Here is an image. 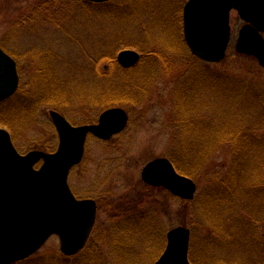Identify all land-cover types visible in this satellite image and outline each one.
Instances as JSON below:
<instances>
[{
  "label": "rangeland",
  "instance_id": "1",
  "mask_svg": "<svg viewBox=\"0 0 264 264\" xmlns=\"http://www.w3.org/2000/svg\"><path fill=\"white\" fill-rule=\"evenodd\" d=\"M186 1L111 0V5H99L87 0H0V46L18 63L19 88L27 95L44 92L42 104L33 113L30 108V115L13 110L4 119L14 127L13 141L21 152L53 150L58 136L50 110L61 112L74 124H82L88 118L95 120L110 99L114 103L122 99L124 104L116 103L105 109L124 108L129 116L127 126L109 140L88 136L83 158L69 174V184L76 195L92 197L97 202L96 223L90 237L97 233L95 229L98 226L101 230L113 221L112 218L147 208L155 211V217L161 219L165 236L173 227H188L190 241L195 236L198 245L195 248L202 253V250L208 251L206 264H215L218 258L222 261L229 259V264H264V199H254L257 193L249 195L251 205L244 200V192L240 189L236 190L235 200L241 199L237 206L239 217L248 214L239 213L247 203L253 218L259 220L258 228L248 218L243 228L238 229L237 226L234 236L228 237L222 225L215 233L221 236L220 242L208 244L210 221L203 223L201 217L195 214L190 225L198 226L196 221H199L203 227L198 226V231L193 233L191 226L187 225L192 219V209L186 200L163 187H149L141 178L142 169L148 161L168 157L170 151L174 89L187 68L182 58L188 55L185 53L189 50H185L182 43L181 47L178 46L176 38L171 36L174 30L177 31V17L182 16V11L177 10ZM173 3L177 6L175 11L171 10ZM229 23L231 35L224 58L218 62H204L218 76H233L240 86L264 89V68L254 57L235 50L238 30L243 24L235 10L230 12ZM155 37L163 38L165 43L176 47L172 50L169 46L165 50L167 53L159 57L160 61L145 53L153 47L164 52L165 48ZM129 48L140 52L135 64L125 67L119 63L121 68L103 69L100 61L95 63V58H117L121 50ZM142 56L144 59H141ZM163 56L168 58L162 60ZM172 63L177 69L174 70ZM101 64L104 65L103 62ZM131 82L135 85L131 86ZM205 82H202L203 88L207 87ZM202 100V104L214 100L212 104H207L209 109L216 107L224 111L223 103H228L224 96L215 101L213 96L210 98L207 95ZM0 127L10 132L3 123ZM228 155L229 145L223 144L210 158L202 176L191 177L197 185L193 199L207 191L208 179L217 173L226 176ZM247 174L251 175V172ZM231 218L225 219L228 222L226 230L231 229ZM251 230L262 236L257 242L254 237L248 240ZM197 232L205 234L206 238L201 237V233L197 235ZM97 236L96 239H99L98 233ZM102 241L100 246L103 251L113 249L108 244L109 240L102 238ZM57 250L60 251L59 238L54 234L37 253ZM135 250L140 251L139 248ZM111 255L102 253L101 256L100 253L97 260L102 264L119 263Z\"/></svg>",
  "mask_w": 264,
  "mask_h": 264
},
{
  "label": "water",
  "instance_id": "2",
  "mask_svg": "<svg viewBox=\"0 0 264 264\" xmlns=\"http://www.w3.org/2000/svg\"><path fill=\"white\" fill-rule=\"evenodd\" d=\"M231 10L244 20L235 50L254 56L264 67V0H187L182 8V30L191 53L209 62L223 59L231 35ZM139 58L140 52L131 48L117 56L125 67ZM18 85L16 61L0 47V101L14 94ZM49 113L58 135L54 151L21 153L10 132L0 127V264L26 259L52 234L58 236L59 249L65 255L84 248L96 222L97 203L74 195L68 183L70 170L81 161L88 134L109 139L128 122L126 110L118 106L102 111L95 123L77 125L54 109ZM141 177L183 199L194 198L197 189L195 181L179 173L164 156L147 162ZM166 241L153 264H193L188 257V227L169 229Z\"/></svg>",
  "mask_w": 264,
  "mask_h": 264
},
{
  "label": "trees",
  "instance_id": "3",
  "mask_svg": "<svg viewBox=\"0 0 264 264\" xmlns=\"http://www.w3.org/2000/svg\"><path fill=\"white\" fill-rule=\"evenodd\" d=\"M98 4L111 5L110 1ZM182 7L183 4H180L177 11H182ZM175 9H177V6L173 3L171 10L175 11ZM176 21L178 23L177 34L174 30L171 37L176 38L178 46L181 47L183 44L184 49L188 50L182 34V27H180L182 17H177ZM175 25L176 22L174 21ZM157 39L165 48L164 52L161 53L157 47H153L145 53L160 61L159 57L167 53L165 50L169 46L172 50H175L176 47L170 43H165L163 38L158 37ZM185 54L188 55L183 56L181 51L182 60L187 63V68L177 81L176 90L174 89V106L170 117V127L173 135L168 157L178 171L193 178H200L212 155L223 144L229 145V167L226 176L217 173L207 180L208 189L206 192H201L195 199L186 200V203L192 209V219L190 222L188 221L189 224L187 225L189 226L193 222L195 214L201 217L200 221H203V223L204 221H206L205 223L210 221L211 230L207 234V241L208 244H214L220 242L221 239V236L215 234L219 226L223 225V230L228 237L234 236L233 232H235L237 226L238 229L239 227L243 228L244 222L248 218L255 225V228H258L256 226H258L259 220L253 218L247 203L246 208L241 209L239 213L246 212L245 214L248 213L250 217H248V214L239 217L237 206L238 200L241 199L237 198L236 202L235 198L237 196L236 190L240 189L241 192H244V200L250 205L252 199L249 195L252 194L253 196L254 192L257 193L254 199H264V89L253 88L249 85L240 86V83L235 82L236 79L231 75L218 76V73L209 68L207 62L195 57L189 50ZM163 57H161L162 60L168 58L167 56ZM141 59H144V57L142 56ZM97 61H100L103 69L121 68L116 56L108 59L106 56L99 57L97 60L95 58V63ZM102 62L104 65L101 64ZM172 67H174L173 63ZM175 69H177L176 66ZM203 81H206V88H203ZM132 85L135 84L131 82ZM43 93L42 90L35 95L34 93H28L27 95L18 87L11 97L0 102V123L9 127L13 140L15 129L10 125V122L4 119L5 116L13 110L30 115V110L33 113L37 106L42 104ZM207 95L210 98L213 96L215 101L222 96L227 98L228 103H223L225 111L216 109V107L209 109L207 104H212L214 100L202 104L204 101L202 97L204 98ZM121 100L118 99L115 102L124 104L125 102ZM107 103L103 106V109L116 104L111 99ZM207 114L209 115L207 116ZM95 120L88 118L86 122ZM248 171L251 172V175L247 174ZM151 210L147 208L138 209L124 216L112 218L113 221L109 223L110 225L107 224L101 230L98 226L95 230L99 235V239H96L98 238L97 233L93 234L86 246L75 255L65 256L59 250L40 254L36 252L24 260L10 264H102L97 260L100 253L101 256L102 253L112 254L111 256H113L115 262H119L117 264H152L163 250L166 236L161 219H157L155 217L156 212ZM227 217H232L229 225L230 230L225 229L228 223L225 221ZM196 223L199 227H203L199 221H196ZM198 226H191L193 233L198 231ZM200 233L197 232L196 234ZM200 235L204 239L206 238L205 234L201 233ZM248 236L249 241L254 237L255 242L262 237L257 231L252 233V230L249 231ZM102 238L109 240L108 244L113 249L103 251L100 246L103 242ZM195 246L198 247L193 235L189 246V259L194 264H206L208 251L206 249L202 250L203 254ZM138 248L139 252L135 250H138ZM130 253L132 254L129 255ZM117 255H120L122 259ZM203 255L204 257H202ZM210 255L213 254L210 253ZM217 260L215 264H229V259L222 261L218 258Z\"/></svg>",
  "mask_w": 264,
  "mask_h": 264
}]
</instances>
